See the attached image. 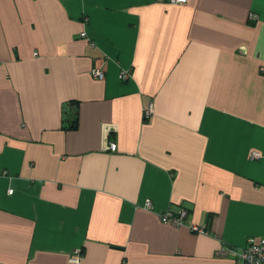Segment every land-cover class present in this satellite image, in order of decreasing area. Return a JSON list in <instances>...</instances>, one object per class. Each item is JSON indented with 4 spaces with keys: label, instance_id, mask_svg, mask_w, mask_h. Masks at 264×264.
Returning <instances> with one entry per match:
<instances>
[{
    "label": "crops",
    "instance_id": "1",
    "mask_svg": "<svg viewBox=\"0 0 264 264\" xmlns=\"http://www.w3.org/2000/svg\"><path fill=\"white\" fill-rule=\"evenodd\" d=\"M250 236L264 0H0V264H233Z\"/></svg>",
    "mask_w": 264,
    "mask_h": 264
},
{
    "label": "built area",
    "instance_id": "2",
    "mask_svg": "<svg viewBox=\"0 0 264 264\" xmlns=\"http://www.w3.org/2000/svg\"><path fill=\"white\" fill-rule=\"evenodd\" d=\"M174 2L183 3L186 0H172ZM81 35H84V32H80ZM93 76L97 78L103 77V71L99 68L92 69ZM125 75L124 71H121V76L123 77ZM152 112L151 104H147L144 106L142 110V117L145 119L150 116ZM109 149L114 150L116 148V143L114 141H110ZM260 153L256 150H251L249 153V156L251 158L258 157ZM9 192H11V189H9ZM146 205H150V202L147 201ZM187 213V210L185 208H181L176 213H173L172 211H165L160 214V219L163 222H170L171 224L175 225H181L183 224V218L185 217ZM190 229L196 232L204 233L206 234L208 231L205 227L197 225V224H191ZM219 256H231L233 260V264H264V236H261L260 238L256 239L252 236L248 237L246 240V244L241 248H234V247H225L221 246L217 251ZM71 259L73 261L78 259L77 254H73L71 256Z\"/></svg>",
    "mask_w": 264,
    "mask_h": 264
},
{
    "label": "trees",
    "instance_id": "3",
    "mask_svg": "<svg viewBox=\"0 0 264 264\" xmlns=\"http://www.w3.org/2000/svg\"><path fill=\"white\" fill-rule=\"evenodd\" d=\"M76 123H77V116H75L73 120L70 122L69 127L74 128L76 126Z\"/></svg>",
    "mask_w": 264,
    "mask_h": 264
}]
</instances>
